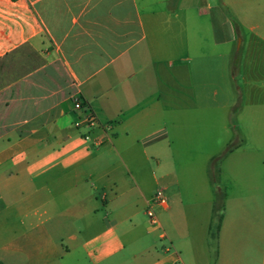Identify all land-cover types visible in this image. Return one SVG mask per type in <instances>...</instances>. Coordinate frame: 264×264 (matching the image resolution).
Masks as SVG:
<instances>
[{
	"label": "crops",
	"instance_id": "0c3cea01",
	"mask_svg": "<svg viewBox=\"0 0 264 264\" xmlns=\"http://www.w3.org/2000/svg\"><path fill=\"white\" fill-rule=\"evenodd\" d=\"M239 73L264 91V0H0V264H207V239L215 264H248L148 149L170 112L216 106L200 76ZM160 182L177 204L152 224Z\"/></svg>",
	"mask_w": 264,
	"mask_h": 264
},
{
	"label": "rangeland",
	"instance_id": "374dc122",
	"mask_svg": "<svg viewBox=\"0 0 264 264\" xmlns=\"http://www.w3.org/2000/svg\"><path fill=\"white\" fill-rule=\"evenodd\" d=\"M242 78L240 73L200 76L202 84L213 83L207 94L216 106L186 108L179 123L170 112L166 137L148 149L161 163L156 176L167 174L165 184L178 182L183 189L182 210L200 213L202 220L207 215L212 233L225 217V226L240 238L236 242L247 244L243 250L251 264L254 250H264V91L248 96ZM258 78L264 81V75ZM200 94L205 99L206 93ZM164 195L175 207L176 199L172 204ZM157 242L170 245L167 239ZM207 243L211 250L198 243L196 249L204 253L202 262L215 264V244Z\"/></svg>",
	"mask_w": 264,
	"mask_h": 264
},
{
	"label": "built area",
	"instance_id": "2783aa9c",
	"mask_svg": "<svg viewBox=\"0 0 264 264\" xmlns=\"http://www.w3.org/2000/svg\"><path fill=\"white\" fill-rule=\"evenodd\" d=\"M73 107L76 110H79L81 108L79 102H75ZM85 120H86V125L88 127H92V126L97 124L94 116H92L90 114L85 118ZM85 139H87V137H85ZM165 204H166V199H165L164 195L162 194V192L160 190H157L152 197L151 205L148 206V208L146 210V216H147L150 223H152V224L157 223V216H156V213L154 211V208L158 207V206H165Z\"/></svg>",
	"mask_w": 264,
	"mask_h": 264
}]
</instances>
